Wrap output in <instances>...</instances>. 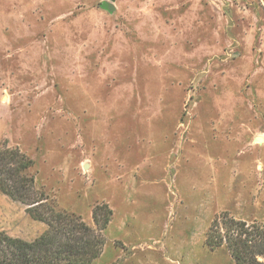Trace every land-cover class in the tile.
<instances>
[{
    "label": "rangeland",
    "instance_id": "374dc122",
    "mask_svg": "<svg viewBox=\"0 0 264 264\" xmlns=\"http://www.w3.org/2000/svg\"><path fill=\"white\" fill-rule=\"evenodd\" d=\"M0 0V147L92 225L90 264H235L205 233L264 221V0ZM46 228L0 192V231Z\"/></svg>",
    "mask_w": 264,
    "mask_h": 264
},
{
    "label": "trees",
    "instance_id": "16d2710c",
    "mask_svg": "<svg viewBox=\"0 0 264 264\" xmlns=\"http://www.w3.org/2000/svg\"><path fill=\"white\" fill-rule=\"evenodd\" d=\"M33 160L18 147H0V192L25 206V211L46 228L31 240L0 231V264H90L99 257L112 209L93 206V224L80 215L59 210L37 189L29 173ZM213 250L225 247L235 264H264V221L247 222L227 212L215 215L205 233Z\"/></svg>",
    "mask_w": 264,
    "mask_h": 264
},
{
    "label": "water",
    "instance_id": "95a60500",
    "mask_svg": "<svg viewBox=\"0 0 264 264\" xmlns=\"http://www.w3.org/2000/svg\"><path fill=\"white\" fill-rule=\"evenodd\" d=\"M114 0H106L102 3V7L106 10H110L113 7V2Z\"/></svg>",
    "mask_w": 264,
    "mask_h": 264
}]
</instances>
